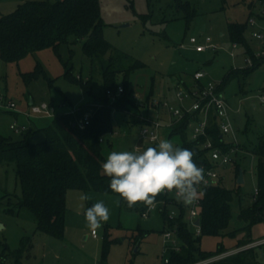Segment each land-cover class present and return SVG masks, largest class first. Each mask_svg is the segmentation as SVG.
I'll list each match as a JSON object with an SVG mask.
<instances>
[{
	"label": "rangeland",
	"instance_id": "374dc122",
	"mask_svg": "<svg viewBox=\"0 0 264 264\" xmlns=\"http://www.w3.org/2000/svg\"><path fill=\"white\" fill-rule=\"evenodd\" d=\"M26 1L30 0H0V17L15 11ZM186 3L191 7L188 11ZM263 7L259 0H100L106 39L117 49L146 63L130 76L138 106H130L128 112L112 111L113 131L102 137L105 157L113 151L152 145L141 134L146 123L132 122V114L160 121L163 126L159 129L158 140L167 139L180 146V137L169 136L171 127L167 124L175 119L170 109L162 104L158 107L143 105L144 99L152 91V98L162 103L167 101L172 107L190 105L192 99L187 97L181 101L177 91L193 87L196 70H204V83L220 84L231 70L249 67L245 45L238 42V46L233 47L228 24L245 21L250 15L259 14ZM192 11L195 15L188 24L186 16ZM245 35L252 44L249 27ZM191 36L204 44L210 36L218 48L198 52L189 42ZM254 46L257 45L253 43L252 48ZM71 48L72 52L67 45H61L58 50L47 47L13 62L0 57V108H4L0 111V135L21 140L23 132L11 128L15 122L35 130L49 125L54 116L33 115L31 119L26 116L31 110V101L52 104L56 114H63L72 113L93 100L80 83L65 77L66 62L73 65L74 75L83 79L93 72L95 92L102 88L100 65L92 64L91 58L84 54L81 41ZM222 94L229 105L233 127L225 138L233 140L235 136L239 144L231 152L232 161L220 164L217 171L224 185L239 194L231 203L233 216L228 228L220 235L201 237V248L213 256L217 255L220 245L224 249H234L249 234L253 239L264 236V219L254 223L248 232L247 222L238 215L240 207L251 205L256 194L257 155L252 148L264 138V61L250 71H240L227 82ZM9 100L14 101V109L2 106ZM192 130L193 127H189V135ZM44 139L43 131L36 132L33 138L36 141ZM237 164L243 170V182H238ZM85 195L88 199H81ZM22 197L23 188L15 163L0 162V253L6 246L5 264H166L165 258L173 250L164 242L163 231L168 224L160 206L145 217L122 208L117 194L69 189L65 229L63 235L57 237L37 229L34 216L27 209L18 213L7 210L11 205L16 206ZM101 200L109 208L110 218L96 229L98 234L94 236L93 229L85 222L84 211ZM189 228L196 231L192 224ZM175 237L179 241L176 234ZM106 241L109 250L104 257Z\"/></svg>",
	"mask_w": 264,
	"mask_h": 264
},
{
	"label": "trees",
	"instance_id": "16d2710c",
	"mask_svg": "<svg viewBox=\"0 0 264 264\" xmlns=\"http://www.w3.org/2000/svg\"><path fill=\"white\" fill-rule=\"evenodd\" d=\"M259 1L264 5V0ZM185 6L186 9H191L190 4L186 3ZM193 15L194 12L187 14L188 24ZM103 27L100 0H30L0 17V57L7 62L19 61L28 53L47 47L58 50L61 45H67L72 52L71 46L81 41L84 54L91 58L92 64L96 62L100 65L102 88L95 92L93 72L87 79H83L80 75H74L73 65L66 62L65 77L80 83L93 96L91 102L83 104L72 113H55L49 125L44 128H26L22 131L21 140L0 135V162L15 163L23 188V197L16 206L11 205L7 210L18 213L27 209L34 216L37 229L57 237L64 233L69 189L113 193L108 187L109 178L101 174L100 166L106 159L102 150V137L113 131V109L128 112L130 106H138L134 97L135 89L130 85V76L134 70L145 67L146 63L114 47L106 39ZM247 27V20L229 22L228 31L234 42L244 44L246 52L251 53L252 48L245 35ZM263 61L264 58H255L254 64L249 67L231 70L224 81L218 84V90L222 92L227 82L238 76L240 71H250ZM39 71L34 72V77ZM121 85L123 92L118 93ZM108 90L114 94V98L107 93ZM151 95L152 91L144 99L143 105L152 106ZM3 110L4 108H0V111ZM86 113L90 114V121L81 126ZM199 118L198 111L185 113L170 126L169 136L180 137L179 147L194 152V160L198 165L217 168L219 165L211 159L209 148L204 147V143L210 139L214 146L221 147L224 151H230L239 143L225 138L218 117L212 112L208 115L207 133L193 139L189 135L190 123ZM130 120L149 122L136 114H132ZM39 131L45 133V139L33 140L35 133ZM151 146H155V143ZM252 152L257 155L256 194L252 204L241 206L238 213L239 218L247 222L245 229L248 232L254 223L264 219V138L259 139ZM236 169L238 175L241 166L237 164ZM238 194L237 190L224 185L221 176L217 183L202 186L198 215L201 226L199 235L189 228V224H192L189 205L178 202L167 193L159 195L156 203H159L160 211L168 224L165 230L174 228L181 241L180 249L171 250L170 255L165 258L168 259L166 264H192L212 257L201 248V237L205 234L220 235L228 228L233 216L231 203ZM120 203L122 208L141 215L147 210L143 205L128 208L123 201L120 200ZM171 208L177 210L173 218L168 216ZM255 240L249 234L240 241L239 246ZM261 246L262 244L242 248L217 261L219 264H264L259 251ZM6 250L5 246L3 253H0V264H5ZM108 250L106 241L104 257ZM226 250L220 245L217 254Z\"/></svg>",
	"mask_w": 264,
	"mask_h": 264
},
{
	"label": "clouds",
	"instance_id": "9594fccd",
	"mask_svg": "<svg viewBox=\"0 0 264 264\" xmlns=\"http://www.w3.org/2000/svg\"><path fill=\"white\" fill-rule=\"evenodd\" d=\"M194 156L187 148L159 139L155 146L109 153L101 163V174L109 178V189L128 208L139 204L151 211L156 198L164 193H174L178 202L192 205L201 194V186L206 185L205 169ZM84 218L89 228L99 229L109 220L110 210L104 201H97L84 211Z\"/></svg>",
	"mask_w": 264,
	"mask_h": 264
},
{
	"label": "built area",
	"instance_id": "2783aa9c",
	"mask_svg": "<svg viewBox=\"0 0 264 264\" xmlns=\"http://www.w3.org/2000/svg\"><path fill=\"white\" fill-rule=\"evenodd\" d=\"M247 26L251 29V38L252 40L250 43H254L257 46H254L252 48V52L248 53V62L250 65L254 64V59L258 58H264V7L257 15H250L247 19ZM190 44H193L195 50L197 51H205L206 49H217V45L212 42V38L210 36L206 37V43H199L198 39L195 36H191L189 39ZM238 42L233 43V47H237ZM232 54H234L232 52ZM204 70H197L194 72L193 77L195 79V83L193 87L191 88H185V89H179L177 91L178 98L182 101L184 98L189 97L192 99V103L189 106H181V107H172L169 105L167 101L164 103L161 102V100H158L156 98H152L151 105L152 107H157L159 105H164L165 107H168L170 111L175 116V119L168 123L167 125H172L175 120L180 119L184 116L185 113L198 111L200 118L197 121H193L190 123V127H193L191 137L193 139H196L200 137L201 135H205L207 133V127H208V115L212 112L213 114H216L218 117V123L220 126V129L222 130L223 134L231 133L233 131V127L230 121V115H229V105L222 94L221 91L218 90V84H215L213 82L203 83L202 80L205 77ZM123 92V86H119L118 93ZM107 93L111 95L114 98V94L108 90ZM262 100L264 101V96H262ZM2 106L14 109L15 103L12 100H9ZM55 107L52 104H48L46 102H43L41 104H34L31 105L30 112L26 113V116L28 118L32 117L33 115H41V116H53L55 114ZM90 121V114L86 113L84 116V119L81 121L80 125L84 126L88 124ZM149 122L144 124L141 130L142 137L146 140H148L150 143H155L158 140L159 137V129L163 126V124L158 120H148ZM11 128L16 131H23L26 129L25 125L18 126V123L11 124ZM153 137H156V140H153ZM236 137L234 136L235 140ZM236 141V140H235ZM141 149H143V145H137ZM136 146V147H137ZM135 147V148H136ZM204 147L209 148V154L212 160H214L218 165L220 164H227L232 161L231 152L236 149V147H232L230 151H224L221 147L214 146L213 142L208 139L204 143ZM205 169V180L206 185L209 184H215L219 180V173L217 171V168H204ZM203 186V185H202ZM202 186L200 189V192L202 191ZM173 197H175L174 193H167ZM201 203V194L199 195L197 202L189 205V217L192 221V224L194 227H196V235L201 234V226L200 222L198 225L195 224L196 219H200L198 217L199 215V206ZM159 206V203L155 204V207L153 209H156ZM152 209V210H153ZM150 213V211L146 210L142 215L147 216ZM177 213V210L174 208H171L169 211L168 216L170 218H173ZM92 234L94 236H97V230H92ZM176 230L174 228H168L163 232L164 242L166 244V247L173 248V249H180L181 247V241L176 239L175 237ZM264 243V238L260 240H256L254 242L248 243L242 248H248V247H254L259 244ZM238 250H232L227 251L225 253H221L203 260H200L198 262L192 263V264H203L210 261H216L219 260L227 255L233 254L237 252ZM165 262H168V259H165Z\"/></svg>",
	"mask_w": 264,
	"mask_h": 264
},
{
	"label": "crops",
	"instance_id": "0c3cea01",
	"mask_svg": "<svg viewBox=\"0 0 264 264\" xmlns=\"http://www.w3.org/2000/svg\"><path fill=\"white\" fill-rule=\"evenodd\" d=\"M248 19V18H247ZM246 19V20H247ZM245 20V21H246ZM236 48V47H235ZM195 49V48H194ZM197 51V50H196ZM199 52V51H198ZM232 52L234 53V50H232ZM199 70V69H198ZM197 71V70H196ZM194 83H195V79H194ZM186 88H189V87H186ZM31 104H32V101H31ZM186 106H189V105H186ZM158 107V106H157ZM171 122V121H170ZM98 234V233H97ZM262 238H264V236L263 237H259L258 239H256V240H260V239H262ZM255 240V241H256ZM243 246H245V245H243ZM243 246H238V247H236V248H234V249H227L226 251H224V252H222V253H225V252H227V251H232V250H240V249H242V247ZM262 246H264V243H262ZM259 251H260V255H261V258H262V260L264 261V248H259ZM221 254V253H220ZM218 255V254H217ZM217 261V260H216Z\"/></svg>",
	"mask_w": 264,
	"mask_h": 264
},
{
	"label": "water",
	"instance_id": "95a60500",
	"mask_svg": "<svg viewBox=\"0 0 264 264\" xmlns=\"http://www.w3.org/2000/svg\"><path fill=\"white\" fill-rule=\"evenodd\" d=\"M203 29H205V26L203 27ZM244 181V177H243V170L240 169V172L238 174V182H243ZM200 222V219H196L195 220V224L198 225Z\"/></svg>",
	"mask_w": 264,
	"mask_h": 264
}]
</instances>
